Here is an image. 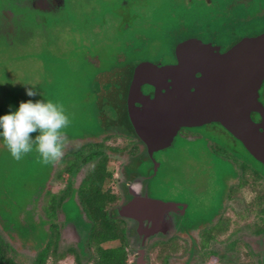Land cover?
Listing matches in <instances>:
<instances>
[{
    "label": "flooded vegetation",
    "instance_id": "af4514ba",
    "mask_svg": "<svg viewBox=\"0 0 264 264\" xmlns=\"http://www.w3.org/2000/svg\"><path fill=\"white\" fill-rule=\"evenodd\" d=\"M208 1L210 3L213 2V0ZM251 1L227 0L226 4L221 8V12H217L216 17L227 15L231 12L230 9L234 8L235 10H242L240 22L247 23V26L250 24L255 25V19L264 14V0H260V5H258L259 9L257 10L252 6ZM13 2L14 4H11V7L21 5L25 2L30 7L43 13H59L67 5V0H13ZM135 2L138 4L141 0H121L120 5H117L114 9L117 12L116 16L122 18L126 13L131 14V5ZM122 12L123 15L120 16L119 13ZM5 13L9 21H14L13 11L5 10ZM135 14L141 15L142 13L135 11ZM12 30L10 27V31ZM243 31L245 32V30ZM263 32L264 29L256 33L259 35ZM246 34L247 32L242 33L240 36L237 35V37L222 43L219 42L220 39H218L217 31L213 29L207 32V40L201 39L198 36H190L186 39L198 38L204 43L220 46L221 51L225 52L243 38L251 37V35ZM175 49L176 47L173 51V57H170L167 53L163 55L156 53L154 54L155 57L152 56L138 60L135 64L139 65L143 62H152L158 65L177 64L178 60L175 55ZM87 58L90 63L92 62L95 65L99 62L97 57L88 56ZM129 71L130 69L126 68L124 72H119L117 76H114L113 79L118 80L117 85L120 86L119 84L123 83L124 89L119 95L120 98L112 99L111 103H107L108 101L104 102L107 105L103 107L104 111H101L97 116V121L102 131L97 137L91 138V141L94 142L97 140V144L94 147L101 151V155L104 156L103 159L106 162V171L110 172L106 181L103 183L105 191H109L113 197L112 202L107 205L108 212L112 218L122 220L125 223L128 233L130 231L132 235L129 236L128 243H123L120 239H114L100 242L99 246L103 249L110 250L121 247L123 244L131 255L125 261V264H138V260L142 255L145 259L147 258V264H151V250H158L159 247L166 246V242L170 243L173 240H185L187 244L193 247L202 248L204 242L208 241L206 239H209V244L206 248V252L209 255H224L226 251L231 253L232 250L224 249V243L227 240H234L239 237L250 241L251 244L255 239L263 240L264 243V236H262L261 231H256V223H260L264 219V163L256 159L246 149L243 143L231 134L220 122H209L198 126H182L177 129L169 146L149 147L146 141L140 137L129 117L131 101H133L134 106L138 109H142L144 106L141 102V99L144 97L135 96L131 99L130 90L133 76L130 75V79L125 78L127 73H131ZM156 83L158 87L148 83L141 85L144 96L154 98L160 89L164 92L170 86V80H160L156 81ZM114 90L115 92L117 91L116 89ZM259 100L264 106V81L259 88ZM252 118L256 122L263 120L262 114L257 111L252 112ZM206 132H209L210 135L206 134ZM220 132H225L227 135L225 140L227 150L223 148L224 143L219 135ZM192 144H195L194 149L191 148ZM71 145L73 143L69 141L65 148H69ZM200 146L203 150H201ZM206 147L209 149L208 154L219 158L218 164L226 163V165H231V171L234 172V176L229 179L222 177L221 180L220 174L224 170L221 168L218 172V178H215L219 186L218 189L220 190L221 207L212 209L213 202L209 208L210 211L204 212L202 219L197 218L198 221L196 222L198 224L195 228L190 226L184 228L185 224L183 223V219L188 218V210L192 202L182 200V196L179 194L178 196L175 195V192H180L182 189L184 192H188L189 189H187L186 183L183 185L179 184L180 186L167 183V185H164L161 176L165 168V160L173 156L170 153L183 154L186 158L191 154H195L199 158L207 154L205 152ZM101 155L97 156V160L102 159ZM57 164V162L53 163V170L51 172L53 176L55 175L54 171L57 170ZM91 165L95 164H91L90 160L89 169H91ZM220 166L222 167V165ZM86 171V168L80 170L76 174L71 186L67 184L68 181L60 177L54 179L49 175L46 178L43 187L44 190H42L38 197L39 202L37 200V210L39 209L42 213L38 221L46 225L50 223L51 225L46 227V240L42 244V247L47 248L44 255L40 258L33 252L34 249L32 246H27L25 251H28L26 252L29 257L28 264H33L36 259H40V264L93 263L91 257L96 253L97 249H95L96 243L91 241V215L82 211L83 208L78 198V189L83 179L82 177L79 180L78 177L79 175L84 176ZM172 181H175V179L172 178ZM58 185L60 187L54 190V187ZM202 194L209 195L207 191H203ZM52 196H55L57 199L55 202L51 201L49 203L48 199ZM138 196H149L163 201L174 202L178 205L175 206V209L166 212L158 224L150 222V225H148L149 221L144 220L146 230L144 229L139 233L137 231L140 226L138 220L119 214V210L123 206ZM64 204L71 208V210H68L69 208L64 210ZM257 208L263 209L262 214L258 213ZM206 211L208 210L206 209ZM72 214L74 215L73 217H71ZM224 223H227L228 226L225 232H221ZM241 228L244 229L243 232H240ZM149 231L153 232L148 234ZM205 234L207 236H203ZM7 235L9 241H11L10 244L13 245L14 243L12 242L14 241L11 235L6 232ZM201 240H203V243L200 245ZM35 242H37L36 239ZM155 244L157 246L152 249L151 247ZM182 244L185 246L183 241ZM260 250L264 256V248ZM181 251L179 250L176 254H172L168 258V262L164 264L174 262L173 260L177 254H179L180 258V253L183 252ZM185 260H187L186 257L182 264H186ZM187 263H189V260H187Z\"/></svg>",
    "mask_w": 264,
    "mask_h": 264
},
{
    "label": "rangeland",
    "instance_id": "374dc122",
    "mask_svg": "<svg viewBox=\"0 0 264 264\" xmlns=\"http://www.w3.org/2000/svg\"><path fill=\"white\" fill-rule=\"evenodd\" d=\"M120 1L67 0L66 10L48 14V17H42L45 23L50 22L52 18L59 19L58 23L51 25L53 27L50 28L52 37H50L48 32L41 30L37 32L35 29L38 28L37 25L28 24V17L25 14H23V17L21 15L17 21H9L15 24V29L17 28L19 30L18 37L20 36L19 39L23 41L17 44L6 45L5 38L0 34V116L17 111L21 101L27 102L28 100H32L36 102L43 100L47 102V100H52V97L55 96L56 98H53L52 102L57 105H63L66 113L72 119L76 115H79L87 121L94 120L99 115V109L95 103L89 101L91 92L87 88L91 87L92 80L90 83V79L83 78V82L80 83L78 79L74 78V73L77 71V68L80 69L81 67L83 57L100 55L103 56L104 61H107L108 57L113 58V55H121L122 57L127 54L133 55L132 51L129 52V49L124 48V45L128 41L136 39V41L138 40L137 42H141L145 38H149L148 40H150V35L158 33L163 25H166L175 17L181 21H185L183 19L186 15L191 17L192 20H196L193 24V29L200 28L199 33H193V36L207 40V32L218 29V27H214L215 24L223 22L222 20L227 21L235 15L242 13V10L232 8L229 14L220 15L217 18V12H221V8L226 4L227 0H213L212 3L208 0H141L138 4L136 2L133 3L131 5L132 13H126L127 15L122 19L117 17V12L114 11ZM259 2L260 0L251 1L252 6L256 10L259 9ZM11 4H14L11 0H0V10L7 7L8 9L6 10L12 12V9H10ZM14 7L17 10H22V7L19 5H15ZM135 11L142 13L141 18L137 21H133L129 16L136 15ZM119 15L122 16L123 12L119 13ZM171 15L175 17L170 18ZM218 19L219 21L217 22ZM5 20L4 18L3 21ZM104 20L107 22V25L101 28ZM255 22V25L250 24L248 26L242 22L234 23L237 24V30L242 29L241 32L238 31L240 32L239 36L245 32H247L246 35H257L256 32L264 29V20L260 18ZM123 23L133 25L123 29ZM243 27L245 28L243 29ZM92 35L95 36L92 39L96 41H91ZM219 37L221 38L220 41H226V37L222 38L221 35ZM30 38L32 39L26 42ZM156 49L157 47L155 45L153 47L154 54L157 53L155 51L159 53L161 49L164 50V53H167L169 43L166 42L159 50ZM41 51L47 59L52 60V64L47 66L41 56ZM91 72L92 77V69ZM114 74H110V76L102 75L100 81L103 83L109 79L112 80L115 76ZM49 80H51V84ZM32 85L36 86L34 90L38 94L30 97L27 95V89L32 87ZM109 92L108 89H101L99 94L102 96ZM206 134L210 135L209 132H206ZM31 135L35 139L39 135V131ZM219 135L223 139V148L226 149L225 140L227 135L225 132H220ZM191 148L194 149L195 144H192ZM201 150H203L202 147ZM208 151L209 149L206 147L205 152L207 154L199 158L195 154H191L186 158L183 154L170 153L173 156L166 160L164 159L165 168L161 176L164 185L171 184L180 186L186 183V187L189 189L188 192H184L183 189L180 192H175V195L178 196L179 194L182 196V200L192 202L188 210V218L183 219V223L185 224L184 228L188 226L195 228L198 224L196 222L198 221L197 218L202 219L203 213L210 211L209 208L213 202L212 209L221 207L220 190L215 181V178H218V172L221 168L224 169L220 174L221 180L222 177L229 179L234 176V172L231 171V165H226V163L218 164L219 158L208 154ZM34 153L30 152L20 161H17L11 156V153L5 146L3 138L0 137V224L13 239H19L21 243L23 240V244L20 243L21 245L32 246L37 251V248L40 249L38 246L42 245L46 240V227L51 225L50 223L46 225L38 221L42 213L39 209L35 210V207L36 205L38 207V197L42 190H44V183L50 165L53 167V163L43 164L40 154L38 152ZM82 177L83 175H79V180ZM171 177L175 181H172ZM58 187L60 186L54 187V190H57ZM203 191H207L209 195L202 194ZM52 200V197H50L48 202L50 203ZM68 210H71V208ZM13 211L17 214L21 213L19 218H17L18 221L5 217V213ZM73 216L72 214L71 217ZM260 223L263 225L261 234L264 236V221L261 220ZM33 228L38 231L36 240L40 241V243L35 242L32 235H29V232ZM0 230L3 229L0 228ZM243 231L244 229L241 228L240 232ZM20 234L26 236L21 237ZM203 236H207V234ZM5 238L9 240L8 235ZM176 241L178 242L175 243L177 245L182 244V241L185 243L188 257L187 254H182V250V253H180L181 257L179 258V254H177L173 260L174 262H171V264H182L185 257L188 260L192 255H198V252L202 251L201 247H193L187 244L185 240ZM202 241H200V245L203 243ZM226 242L224 243V249L231 250L232 248L229 243H232V241L229 240ZM12 243L14 244H10V249L15 254L17 260H23L28 264L29 257L26 253L28 251H25L23 246L20 248L18 242L14 241ZM205 244H208V242H205ZM252 244L257 248L256 250L264 248L263 240L255 239ZM235 247H237L235 251L238 252V246ZM35 250L33 252L38 255ZM224 255L228 257L232 254L226 251ZM238 255L240 256L238 263L245 264L248 260L246 255L243 253H239ZM257 257L258 263L264 264V256L259 255ZM187 260H185V263H187ZM150 263L161 264L162 261L155 257V253H152L150 255Z\"/></svg>",
    "mask_w": 264,
    "mask_h": 264
},
{
    "label": "water",
    "instance_id": "95a60500",
    "mask_svg": "<svg viewBox=\"0 0 264 264\" xmlns=\"http://www.w3.org/2000/svg\"><path fill=\"white\" fill-rule=\"evenodd\" d=\"M175 55L177 64L143 62L135 67L130 96L144 97V106L138 109L131 101L129 117L140 137L151 148L167 147L182 126L220 122L264 163V106L259 100L264 81V32L243 38L225 52L220 46L189 38L176 46ZM160 80H170L167 90L160 89L154 98L144 96L141 85L158 87L156 81ZM253 111L260 112L263 120H253ZM176 205L138 196L119 214L138 220L141 233L146 230L144 220L148 225L158 224ZM138 264H147L143 255Z\"/></svg>",
    "mask_w": 264,
    "mask_h": 264
},
{
    "label": "trees",
    "instance_id": "16d2710c",
    "mask_svg": "<svg viewBox=\"0 0 264 264\" xmlns=\"http://www.w3.org/2000/svg\"><path fill=\"white\" fill-rule=\"evenodd\" d=\"M13 2V0H11ZM138 2V1H137ZM14 3V2H13ZM120 5V4H119ZM9 6V5H8ZM22 10H17L15 7L13 9V6H10V9L16 14H14V20H19L20 16L25 14L28 17V24H36L38 28H35L36 31L38 30L48 32L50 37H52V32L50 31L51 25L54 23H58V18H52L50 22H44L42 20L43 16H47L51 13H43L42 11H39L33 7H30L28 4L23 2L21 5ZM3 9V8H2ZM8 9L7 7H4L3 10H0V34L3 35L5 38L6 45H12L17 44L18 42H22L23 40H20V36L18 37V29H15V24H11L8 20V16L5 13V10ZM66 10V9H65ZM20 11V12H18ZM18 12V13H17ZM22 13V14H21ZM130 13V11H129ZM185 14V13H184ZM125 14L124 16H126ZM123 16V17H124ZM130 18H132L133 21H137L141 18V15H129ZM48 17V16H47ZM122 17V19H123ZM174 15H171L170 18H174ZM6 19L3 21V19ZM218 18V17H217ZM242 18V14L235 15L234 17L230 18L229 20L223 22H218L214 25V27H218L217 35L218 39L221 40L219 37L220 35L222 38L226 37V40L233 39L239 35L242 29L237 30V24H234L236 22H240V19ZM264 20V15L261 17H257L256 20ZM40 19V20H38ZM183 19V17H182ZM185 21L179 20L177 17L172 19L170 22H168L166 25H163V27L159 30L158 33H154L150 35L149 38L143 39L141 42H137L136 39H132L131 41H128L127 44L124 45V48L129 49L128 51H132L133 55H124L123 57L121 55H113V58L108 57L107 61H104L103 56L97 55L98 63L97 65L90 63L88 61L87 56L82 58L81 67L80 69L77 68V71L74 73V78L78 79L80 83L83 82L84 79H90V83L92 80L91 87H88L87 89L91 92V96H89V101L95 103L98 106L99 113L101 111H104L103 107L107 105V103H111L112 99L120 98L119 95L122 93V90L124 89V84L117 85V79L108 80L106 82H101L100 77L102 75H114L117 76L119 72L122 73L126 70V68L130 69L131 73H127L125 78L130 79V75L133 76L135 67L137 66V61L141 59H145L148 57L154 56L153 53V47H157L156 50H159L161 46H163L166 42L169 43V49L167 51V54L170 57H173L174 48L176 47L177 43L180 41L193 36V33H199V29H193L194 23L196 20H192L191 17L186 15V17L183 19ZM189 20V21H188ZM247 25V23H245ZM107 22H103L101 24V28L106 26ZM123 29L131 27L133 24L130 23H123ZM10 27L13 29L10 31ZM263 30V29H262ZM261 30V31H262ZM240 31V32H238ZM260 32V30H259ZM17 34V35H16ZM152 37V38H151ZM94 35L91 36V41H96ZM32 38L27 40L26 42H29ZM147 39V40H146ZM158 40V41H157ZM219 42H222L220 41ZM144 42V43H142ZM149 42V43H147ZM223 43V42H222ZM164 49V48H163ZM161 49L159 52V55L164 54V50ZM158 53V51H155ZM40 53L43 59L45 60L47 66L49 64H52V60L47 59L45 54L41 51ZM90 56V55H89ZM155 57V56H154ZM123 58V59H121ZM107 63V65H105ZM134 63V64H133ZM100 66V67H98ZM91 69L93 70V75L91 77ZM129 71V72H130ZM48 79V78H47ZM46 79V80H47ZM51 80H49V83ZM121 83V82H120ZM51 84V83H50ZM90 85V84H89ZM92 85H94L92 87ZM108 89L110 92L105 95H100L99 91L101 89ZM113 89V90H112ZM116 89L118 93L115 92ZM114 91V92H113ZM116 93V94H115ZM56 98L55 96L52 97ZM122 99V98H121ZM108 101L107 103H104ZM98 113V114H99ZM67 114V113H66ZM68 115V114H67ZM69 116V115H68ZM98 116V115H97ZM97 116L94 118V120L87 121L84 117L76 115L73 119L71 116L70 118V126L65 130L67 133V140L72 141L73 145H71L69 148H64V155L58 161L57 170L54 171L55 175H51V172L53 170L52 166L50 165L49 172L47 174V177L51 175L52 178L58 179V177L64 179L65 181H68L67 184L71 186L75 180L76 174L86 168L87 171L85 172L83 179L81 180L79 189H78V198L82 205V211H85L86 214L91 215V241L96 243L97 251L96 253L91 257L93 260L92 264H125V261L128 260L131 255L128 250H126L125 245L122 244L121 247L114 248V249H103L99 246L100 242L103 241H109L114 239H120L123 243H128V238L131 234V232L127 231L125 227V223L122 220H117L116 218H112L111 214H109L107 205L112 202V196L110 195L109 191H105L103 183L106 181L108 175L110 172L106 171L105 167V161L104 156H102L101 151L97 150L94 146L97 144V140L94 142L91 141V138L97 137L101 133V129L99 127ZM82 117V119H81ZM32 152H37L35 148H33ZM34 153V154H35ZM102 156V159L97 160V156ZM90 160L91 169L90 167ZM52 164V163H51ZM46 177V178H47ZM76 193V192H75ZM51 194V192H50ZM52 199L54 202L57 198L55 196H52ZM52 200V202H53ZM69 207H67L66 204H64V210H67ZM37 209V206L35 207V210ZM258 213L262 214L263 209L257 208ZM5 217L15 219L18 221L17 218H19L20 214L15 213V211L10 213H5ZM264 221V219H262ZM227 223L223 224V228L221 232L226 231ZM262 224L257 222L256 223V231L262 232ZM3 230H0V264H26L23 260H17L14 253L11 252L10 249V243L11 241L5 239L4 234H6L7 230L1 226ZM37 230L33 228L31 232H29V235H33V238L36 239ZM21 237H25L24 234H20ZM12 238V236H11ZM237 239V240H236ZM234 240H231L232 243H229L231 246L232 252H234L235 246H238V252L232 253V255H209L206 252V248L209 244H203L202 251L198 252V255H192L191 258H189L188 264H239L240 256L239 253H243L248 258L247 262L245 264H260L257 261V256L263 255L261 250H256L250 241L245 240L242 237L236 238ZM13 241L18 242L19 239H13ZM38 243L40 241L36 240ZM175 241V242H174ZM171 241L170 243L166 242V246L159 247L158 250L154 249L151 250L152 253H155V257L158 259H161L162 263H167L168 258L172 256V254H176L179 250H183L182 254L186 255V248L183 246V244H175L178 243L176 240ZM225 241V240H224ZM223 241V243H224ZM229 241V240H227ZM162 243V241H160ZM222 242V241H221ZM226 242V241H225ZM160 243V244H161ZM227 243V242H226ZM23 244V240L22 243ZM20 248L26 249L27 245H21ZM36 244V243H35ZM239 244V245H237ZM249 245V246H248ZM26 246V247H25ZM157 246V244L153 245L151 248ZM25 247V248H24ZM37 248V257H40L44 255L46 252V248L42 247V245L38 246ZM35 250V249H34ZM204 252V253H203ZM188 257V256H187ZM186 257V258H187ZM261 257V256H260ZM191 261V263H190ZM33 264H40V259H36ZM187 264V263H186Z\"/></svg>",
    "mask_w": 264,
    "mask_h": 264
},
{
    "label": "clouds",
    "instance_id": "9594fccd",
    "mask_svg": "<svg viewBox=\"0 0 264 264\" xmlns=\"http://www.w3.org/2000/svg\"><path fill=\"white\" fill-rule=\"evenodd\" d=\"M35 85L27 89L28 96H36ZM70 118L63 105L51 100L44 102L21 101L19 109L0 116V137L11 156L20 161L25 155L35 150L40 154L45 165L60 161L68 142L66 129ZM39 135L32 138V133Z\"/></svg>",
    "mask_w": 264,
    "mask_h": 264
}]
</instances>
